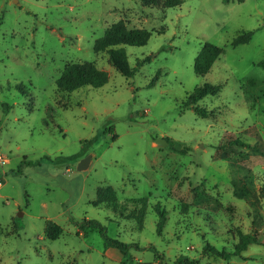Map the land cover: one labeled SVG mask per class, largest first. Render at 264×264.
Here are the masks:
<instances>
[{"label":"rangeland","instance_id":"obj_1","mask_svg":"<svg viewBox=\"0 0 264 264\" xmlns=\"http://www.w3.org/2000/svg\"><path fill=\"white\" fill-rule=\"evenodd\" d=\"M164 1L0 0V264H175L180 256L264 264V199L254 208L237 197L230 167L248 166L260 188L264 156L221 147L238 138L264 152V0H184L174 8ZM121 21L152 32L147 45L126 47L137 69L131 78L94 51ZM246 32L252 40L233 47ZM207 42L224 53L197 77L195 59ZM145 57L151 61L137 66ZM81 62H95L108 83L63 96L57 80L66 64ZM207 83L222 89L198 102L212 111L205 118L184 102ZM24 160L39 164L17 173ZM104 186L115 190L118 211L98 197ZM143 205V224L127 218ZM157 205L166 212L161 231ZM85 219L128 244L127 256ZM48 221L63 229L59 238L45 234ZM243 234L260 243L229 260L203 253L206 244L232 252Z\"/></svg>","mask_w":264,"mask_h":264},{"label":"trees","instance_id":"obj_2","mask_svg":"<svg viewBox=\"0 0 264 264\" xmlns=\"http://www.w3.org/2000/svg\"><path fill=\"white\" fill-rule=\"evenodd\" d=\"M151 5H159L160 0H143ZM184 0H165L164 7L174 8L181 6ZM253 32H246L234 38L232 46L237 47L242 44L249 43L253 38ZM152 32L142 28H128L122 21L112 24L105 32V34L96 40L94 44V51L96 53L105 52L108 54L110 64L123 76L131 78L134 77L137 69L129 65L126 47H141L147 45ZM224 53V49L213 43L207 42L202 47L198 56L195 59L194 70L197 77H205L212 69L214 63ZM151 61V57H145L138 60L137 66H143ZM159 75V73L157 74ZM157 76L150 82V86L155 85ZM109 81V75L106 71L100 69L95 62H81V63H69L66 64L60 78L57 80L58 91L64 96H69L73 91L82 87L99 88L107 84ZM222 89L221 84H204L196 87L189 93L184 107L195 109L196 113L201 117H209L212 111H209L205 107L199 106L198 102L207 96H215L220 93ZM9 108V107H8ZM113 132V128L109 129ZM117 139V135L113 136V140ZM97 140L94 137L90 141H86L85 146L92 144ZM227 145L231 147H245L249 148L245 155L246 158L250 157L253 153H258L260 156H264V152L259 147H252L251 145L243 142L238 138H230L226 143L222 144V148ZM79 154L71 156H60L57 160L62 163L75 160L79 157ZM48 158V157H45ZM26 164H39V162L22 161L17 173L21 172L22 166ZM231 172L233 174V184L235 187V194L242 199H248L254 208L258 205L256 201L261 198L264 199V185L260 188L257 187L255 181V175L252 170L246 165H239L234 162L230 163ZM104 190V191H103ZM98 197L104 199L107 207L113 208L118 211V201L115 190L112 186L99 187L97 191ZM155 210L159 216L158 231H161L166 221V212L160 206L157 205ZM146 205H143L138 211H133L127 218L137 220L138 223L143 224L145 219ZM123 213V212H122ZM85 224L90 226L91 229L98 230L103 237L106 246L115 247L119 249L124 256H127L129 251V245L125 244L117 239H113L107 235L106 228L99 221L93 219H85ZM16 229L18 227L15 226ZM45 234L50 239H57L63 234V229L53 221H48L45 228ZM260 239L257 234H243L239 242L235 245V249L232 252L220 250L217 247L206 244L203 253H211L223 260H229L233 256H241L242 252L248 248L251 244H259ZM65 264H73L67 262ZM122 264H127L122 261ZM175 264H197L196 259H192L188 256H180Z\"/></svg>","mask_w":264,"mask_h":264},{"label":"water","instance_id":"obj_3","mask_svg":"<svg viewBox=\"0 0 264 264\" xmlns=\"http://www.w3.org/2000/svg\"><path fill=\"white\" fill-rule=\"evenodd\" d=\"M157 143H158L159 145H161V146H164V147H168V146H169V141H168L167 139H165V138H160V139H158V140H157ZM91 159H92L91 156H88V157L82 159V160L79 162L77 169H78L79 171L86 170V169L89 167V165H90Z\"/></svg>","mask_w":264,"mask_h":264},{"label":"built area","instance_id":"obj_4","mask_svg":"<svg viewBox=\"0 0 264 264\" xmlns=\"http://www.w3.org/2000/svg\"><path fill=\"white\" fill-rule=\"evenodd\" d=\"M0 159H2V157L0 156ZM3 162L5 163V161L3 160Z\"/></svg>","mask_w":264,"mask_h":264}]
</instances>
